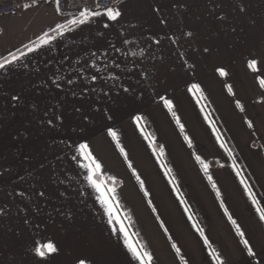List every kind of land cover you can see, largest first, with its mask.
Segmentation results:
<instances>
[{
    "label": "crops",
    "instance_id": "crops-1",
    "mask_svg": "<svg viewBox=\"0 0 264 264\" xmlns=\"http://www.w3.org/2000/svg\"><path fill=\"white\" fill-rule=\"evenodd\" d=\"M110 8L0 18V264H264V0Z\"/></svg>",
    "mask_w": 264,
    "mask_h": 264
},
{
    "label": "built area",
    "instance_id": "built-area-1",
    "mask_svg": "<svg viewBox=\"0 0 264 264\" xmlns=\"http://www.w3.org/2000/svg\"><path fill=\"white\" fill-rule=\"evenodd\" d=\"M114 0H0V18L10 16L19 7H27L54 2L60 12H100L110 8Z\"/></svg>",
    "mask_w": 264,
    "mask_h": 264
},
{
    "label": "snow or ice",
    "instance_id": "snow-or-ice-1",
    "mask_svg": "<svg viewBox=\"0 0 264 264\" xmlns=\"http://www.w3.org/2000/svg\"><path fill=\"white\" fill-rule=\"evenodd\" d=\"M33 3H35V0H33ZM25 6L27 7V5H25ZM98 15H100L99 12H81V16H83L85 20H87L91 16H98ZM106 15H107V17L110 20H115L120 15V12L118 10H114L112 8H108L106 10ZM83 22H84V20L80 21V23H83ZM74 23H75V21H74ZM59 27H60V25H57V28H59ZM51 39H52V37L48 36L47 33H45L44 37H42L40 39V44H47ZM28 50L29 51H33L34 49L29 48ZM16 59H17L16 56L12 57V60H16ZM6 63H9V61H7V60L4 61V64H6ZM255 65H256V61L255 60H252V61L249 62V67L254 68ZM3 66H4L3 64H0V67H3ZM220 72H221V75H224L223 70H220ZM261 85L264 86V81H261ZM193 87H195V86H193ZM86 148H87V145H84V144L80 145V149H81L82 153L84 152V150ZM96 167L99 168V165L97 164ZM257 210L260 211V213H261V215H260L261 220H264V211H261L260 209H257ZM129 247H131V246H129ZM34 251L39 256L43 257L45 255L46 251L47 252H54V251H56V249H55L54 245L51 242H49V243H47L45 245L36 247L34 249ZM132 251H133L134 256H136L137 259H141L142 264H143V258L141 257V255L135 249H132ZM144 255L146 256L147 254H144ZM80 264H85V261L81 260Z\"/></svg>",
    "mask_w": 264,
    "mask_h": 264
},
{
    "label": "trees",
    "instance_id": "trees-1",
    "mask_svg": "<svg viewBox=\"0 0 264 264\" xmlns=\"http://www.w3.org/2000/svg\"><path fill=\"white\" fill-rule=\"evenodd\" d=\"M56 31H57V30H54V31L48 33V35L53 34V33L56 32ZM31 44H32V43H29V44L23 46L22 48H20L19 50H17L16 52H14V53H12V54H10V55H8V56H6V57L0 59V63H3V62L6 61L8 58H10V57L16 55L17 53H19V52H21V51L27 49ZM106 182H107V183L118 184L117 181H111V180H109V179L106 180Z\"/></svg>",
    "mask_w": 264,
    "mask_h": 264
},
{
    "label": "rangeland",
    "instance_id": "rangeland-1",
    "mask_svg": "<svg viewBox=\"0 0 264 264\" xmlns=\"http://www.w3.org/2000/svg\"><path fill=\"white\" fill-rule=\"evenodd\" d=\"M26 24H17V26L14 27V30L12 31V35L19 36L22 33V29L25 27ZM2 35H0V39H2ZM25 41V40H23Z\"/></svg>",
    "mask_w": 264,
    "mask_h": 264
}]
</instances>
